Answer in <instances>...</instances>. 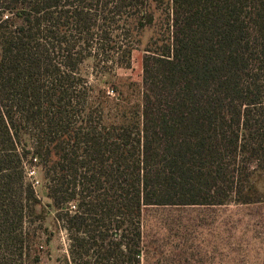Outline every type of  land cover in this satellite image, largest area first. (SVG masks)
I'll use <instances>...</instances> for the list:
<instances>
[{"label":"trees","instance_id":"obj_1","mask_svg":"<svg viewBox=\"0 0 264 264\" xmlns=\"http://www.w3.org/2000/svg\"><path fill=\"white\" fill-rule=\"evenodd\" d=\"M148 30L142 85L88 87L85 61L130 69ZM205 134L216 179L237 204L258 202L264 0H0V264L37 246L29 226L47 212L34 169L73 264H143L144 213L188 196L171 199L162 173L192 177L186 157Z\"/></svg>","mask_w":264,"mask_h":264},{"label":"rangeland","instance_id":"obj_2","mask_svg":"<svg viewBox=\"0 0 264 264\" xmlns=\"http://www.w3.org/2000/svg\"><path fill=\"white\" fill-rule=\"evenodd\" d=\"M6 15L11 16L3 13L2 20ZM150 38L148 30L141 42L134 45L130 69H121L110 59L99 68L85 61L83 76L88 87L103 89L113 96L112 90L130 93L124 81L142 85L143 64L148 55L145 48ZM132 100L136 103V98ZM211 138L212 134H205L193 139L186 157L195 169L192 177H179L175 181L170 168L163 171L161 184L168 187L166 191L171 199L178 193H187L184 201L193 204L175 201L166 207L147 209L142 219L143 264H264V177L254 179L261 193L258 202L250 205L234 202L229 180L215 177ZM225 153L222 166L233 170L238 158L232 142L229 141ZM231 155H235L234 161ZM250 169L257 166L251 164ZM27 177L47 214L42 220H33L29 226L38 237L37 246L25 251L23 259L14 260L15 264H73L63 223L56 220L54 212L47 207L50 201L46 198L41 174L34 169ZM2 255L6 254L1 252L0 257Z\"/></svg>","mask_w":264,"mask_h":264}]
</instances>
